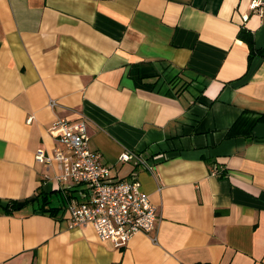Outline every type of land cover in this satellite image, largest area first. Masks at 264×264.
Here are the masks:
<instances>
[{
  "label": "crops",
  "instance_id": "0c3cea01",
  "mask_svg": "<svg viewBox=\"0 0 264 264\" xmlns=\"http://www.w3.org/2000/svg\"><path fill=\"white\" fill-rule=\"evenodd\" d=\"M250 1L0 0V264H264V56L246 40L264 46V13ZM59 117L86 122L113 180H140L153 232L116 245L69 225L83 186L58 177Z\"/></svg>",
  "mask_w": 264,
  "mask_h": 264
},
{
  "label": "built area",
  "instance_id": "2783aa9c",
  "mask_svg": "<svg viewBox=\"0 0 264 264\" xmlns=\"http://www.w3.org/2000/svg\"><path fill=\"white\" fill-rule=\"evenodd\" d=\"M251 10L264 13V0H251ZM50 106L56 105L50 100ZM51 130L64 146L55 148L54 158L62 170L59 179H71L83 186L81 201L68 206L70 226L91 225L101 240L122 245L136 233H150L157 227V206L141 189L134 175L127 180H113L110 167L102 162L101 155L88 147L87 125L83 119L69 121L56 118ZM141 161L139 153L124 151L119 158L129 157ZM44 161V152L36 154ZM143 161V160H142ZM156 238L154 237L153 240Z\"/></svg>",
  "mask_w": 264,
  "mask_h": 264
},
{
  "label": "trees",
  "instance_id": "16d2710c",
  "mask_svg": "<svg viewBox=\"0 0 264 264\" xmlns=\"http://www.w3.org/2000/svg\"><path fill=\"white\" fill-rule=\"evenodd\" d=\"M243 31H244V30H243ZM246 40L248 41L249 46H250V48H251V54H250V56H251L253 53H259L260 55L264 56V46L259 47V48L256 49V47H255V43H254V40H253V37H252L251 34H249V35L246 37ZM260 119H261V120H264V115H262V116L260 117ZM38 194H41V192L39 191ZM16 203H17V202L14 201V200H8L7 204L4 205V206L1 205V207H3L4 210H12V209H15V207H16Z\"/></svg>",
  "mask_w": 264,
  "mask_h": 264
}]
</instances>
